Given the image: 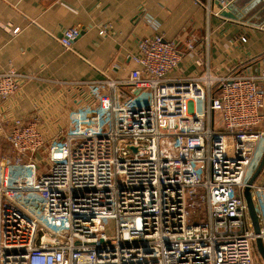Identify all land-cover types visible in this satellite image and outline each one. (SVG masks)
Returning a JSON list of instances; mask_svg holds the SVG:
<instances>
[{
  "label": "built area",
  "instance_id": "built-area-1",
  "mask_svg": "<svg viewBox=\"0 0 264 264\" xmlns=\"http://www.w3.org/2000/svg\"><path fill=\"white\" fill-rule=\"evenodd\" d=\"M79 33L63 28L59 43L71 49ZM137 45L125 78L65 82L88 94L74 100L67 129L47 135L35 118L11 121L14 154L0 153V264H258L264 179L247 181L264 149V68L215 74L206 64L177 75L191 42L182 50L156 33ZM34 79L0 70V102Z\"/></svg>",
  "mask_w": 264,
  "mask_h": 264
},
{
  "label": "crops",
  "instance_id": "crops-1",
  "mask_svg": "<svg viewBox=\"0 0 264 264\" xmlns=\"http://www.w3.org/2000/svg\"><path fill=\"white\" fill-rule=\"evenodd\" d=\"M216 1L0 0V70L12 65L38 77L0 102L5 119L0 127V153L14 154L5 136L16 117L37 119L47 135L67 129L74 100L82 104L88 94L87 87L65 82L104 75L125 78L138 67L131 57L137 54L138 41L156 33L182 50L187 42L194 45L183 52L172 74L200 73L206 64L215 74L263 69L264 0H244L242 7L233 6V18L215 14L219 11ZM103 24H110V29L100 35ZM70 26H77L80 33L71 49H65L59 37ZM259 83L264 94V81Z\"/></svg>",
  "mask_w": 264,
  "mask_h": 264
},
{
  "label": "water",
  "instance_id": "water-1",
  "mask_svg": "<svg viewBox=\"0 0 264 264\" xmlns=\"http://www.w3.org/2000/svg\"><path fill=\"white\" fill-rule=\"evenodd\" d=\"M222 1H224L226 4H225V7L221 10L220 14L222 16L231 17V18L235 17L234 15H236L234 14V11L232 10L233 6L242 7L244 3V0H222ZM216 3H219V1H216ZM253 4L254 3L252 2L250 6H252ZM246 10H248L246 7L243 8L244 12H246ZM263 166H264V151L261 155L260 160L254 166L253 172L247 181L249 184L252 183L253 180L260 174ZM242 194L247 204V210H248V214L251 219V222H252L253 229L256 233H258L259 224H258L257 214L255 212L254 204L251 199L250 189L248 186H245L243 188ZM255 246H256L258 254L260 255L261 259L264 262V244L259 237H257L255 240Z\"/></svg>",
  "mask_w": 264,
  "mask_h": 264
},
{
  "label": "rangeland",
  "instance_id": "rangeland-1",
  "mask_svg": "<svg viewBox=\"0 0 264 264\" xmlns=\"http://www.w3.org/2000/svg\"><path fill=\"white\" fill-rule=\"evenodd\" d=\"M215 119H216V125L222 126L221 121L219 120L218 114L215 115ZM260 127L264 128V118L260 124ZM263 151H264V149L259 150L258 155H257V159H258L257 161L260 160ZM45 155H46V151L40 152L41 160H44ZM263 179H264V173L262 172L261 174L258 175V177L256 178V181L260 182ZM104 222H105V226L107 228V232L111 233L113 231V228H114V221L111 218H105ZM254 254H255V259H256L257 263L258 264H264L263 260L261 259L260 255L257 252L256 246L254 248Z\"/></svg>",
  "mask_w": 264,
  "mask_h": 264
}]
</instances>
